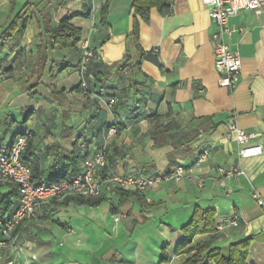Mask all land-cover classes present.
<instances>
[{"label":"crops","instance_id":"1","mask_svg":"<svg viewBox=\"0 0 264 264\" xmlns=\"http://www.w3.org/2000/svg\"><path fill=\"white\" fill-rule=\"evenodd\" d=\"M104 2L0 0V32L26 3L32 11L24 32L3 56L0 151H8L18 133L29 129L38 165L32 181L42 184L71 155L77 157L80 171L85 154L78 144L85 142L86 152L92 154L103 145L106 131L114 129L106 141L111 172L144 175L168 171L181 162L200 174L205 184L198 188L187 180L164 182L143 193L117 189L109 198L102 194L87 202H77V197L51 202L37 218L19 226L24 248L9 246L8 237L0 234L8 244L0 248V264H158L162 253L167 259L161 264H182L193 252L187 248L211 237L198 234L175 252L183 238L181 227L195 207L213 209L215 222L233 210L238 225L215 231L211 245L225 255L230 243L251 236L246 264H264V7L241 10L228 20L229 27L236 29L229 44L238 47L241 59L237 84L230 90L217 82L211 41L215 27L201 0H166L168 10L151 9L149 21L139 22L138 46L129 37L132 0H108L105 23H101ZM69 15V23L80 29L81 40L72 50L50 48L44 23L54 26ZM80 42L93 53L87 62L112 65L101 89L86 77L85 95L77 87L80 78L75 68L82 59ZM40 53L45 58L38 62ZM128 59L132 66L117 73L116 65ZM231 119L256 134L261 154L239 157L238 145L224 139ZM156 122L165 128L164 144L159 146L151 136ZM205 151L206 159L197 165ZM217 166L242 172L223 177L214 171ZM11 186L15 185L0 183V193ZM255 192L263 204L256 203ZM103 200L109 202V220L97 241L55 218L70 203L97 207ZM116 213L125 214L124 220L114 222ZM139 228L144 239L140 241L133 236ZM60 248L66 254L81 255L63 261L55 253Z\"/></svg>","mask_w":264,"mask_h":264},{"label":"built area","instance_id":"2","mask_svg":"<svg viewBox=\"0 0 264 264\" xmlns=\"http://www.w3.org/2000/svg\"><path fill=\"white\" fill-rule=\"evenodd\" d=\"M201 1L208 9V16L215 27L211 34V41L214 68L218 74V85L231 90L236 86L239 78L241 59L238 47H231L229 44V38L236 29L229 27L228 20L241 10L260 11L264 7V0ZM80 48L83 50L82 59L76 70L80 78L78 84L81 94L85 95L88 91V85L84 72L87 59L91 53L84 42H80ZM4 74L2 71L0 72V79L4 77ZM114 132V129L106 131L103 145L92 154L86 152V143L80 142L78 147L85 154L81 170L69 179L52 183L39 184L33 182L31 168L21 156L28 139L32 137L29 129H25L15 137L8 151H0V183L14 184L17 188L13 211L5 217H0V234L2 237H8L9 246L15 245L19 226L37 218L40 210L54 201L63 202L68 197L92 199L102 194L109 198L110 193L117 189L143 193L148 188L164 182L180 184L187 180L198 188L204 186L205 179L200 174L193 173L190 167L181 162L176 163L168 171L144 175H121L111 172L108 166L106 141ZM255 136L254 132H246L238 127L233 119L226 123L224 139L227 142L234 141L238 145V155L241 158L261 154L262 146L259 142L254 141ZM206 157L207 151L198 156L196 164L200 165ZM214 171L223 177H234L242 172L233 166L228 169L217 166L214 167ZM219 183L224 186V180ZM253 197L258 205L263 204L256 192L253 193ZM125 216L123 213L114 214L113 221L117 222ZM237 225V215L232 210L229 215L224 216L220 221H216L215 231L223 230L226 226L235 227ZM8 244L0 239V248ZM9 264L13 263L9 262Z\"/></svg>","mask_w":264,"mask_h":264},{"label":"trees","instance_id":"3","mask_svg":"<svg viewBox=\"0 0 264 264\" xmlns=\"http://www.w3.org/2000/svg\"><path fill=\"white\" fill-rule=\"evenodd\" d=\"M108 0H105L104 4L100 10V22L105 23V18L107 14ZM156 9L162 11L164 9H169L170 5L166 0H132L131 9L133 12L132 30L129 35L131 40L134 42L135 46H138V34H139V22H148L150 16V10ZM32 16V11L30 5L26 3L21 9H19L15 14L10 17L7 25L0 32V70L3 68V59L5 49L15 40H17L21 34L24 32L25 27ZM71 16L62 17L58 23L54 26H50L48 22L44 23V31L47 36V43L50 48L57 47L59 49L72 50L76 48L77 43L81 40L80 29L69 23ZM46 47L45 44L40 45V47ZM48 46V45H47ZM38 55V62H41L45 58L44 55ZM91 58H93V53H91ZM90 59V58H89ZM92 60V59H90ZM86 62V70L84 72V77H90L99 88H103L106 84L108 76L110 74V68L112 65H106L101 62L95 61ZM81 60L79 61V63ZM76 65V69L79 65ZM132 66L129 59L121 64L116 65L115 71L117 73L122 72ZM2 73H4L2 71ZM87 81V80H86ZM34 85H30L27 89H33ZM79 89V84L77 86ZM89 90V88H88ZM26 122V118L23 120ZM166 127V126H165ZM23 131L19 132L21 134ZM165 132V128L156 122L153 126L152 138L156 146L164 144L162 133ZM21 156L26 164L31 168V179L37 178V160L32 153V141L31 138L28 139ZM85 157V155H84ZM83 157V159H84ZM78 159L76 156H69L65 158V162L59 172L50 179L47 183L56 182L59 180L69 179L73 175L79 172L77 167ZM41 182V180H38ZM40 184V183H39ZM45 184V183H42ZM123 191H118V194L124 195ZM17 197V188L11 186L8 192L0 193V215L3 216L6 212L11 213L15 207V201ZM66 198L63 202L67 201ZM75 200L77 202H87L89 199H83L77 197ZM62 202V203H63ZM214 210L211 208H199L195 207L191 218L187 223L181 227L183 233V238L176 244L175 252L185 248L190 245L193 238L198 234H211L206 241L196 243L189 248L187 252L193 251L187 259L182 264H246V259L252 241V237H246L236 242L229 244L227 248V253L224 255L218 246H212V240L215 234V219ZM166 254L162 253L158 264L166 260Z\"/></svg>","mask_w":264,"mask_h":264},{"label":"rangeland","instance_id":"4","mask_svg":"<svg viewBox=\"0 0 264 264\" xmlns=\"http://www.w3.org/2000/svg\"><path fill=\"white\" fill-rule=\"evenodd\" d=\"M108 207L109 202L107 200H103L99 205H97V207H89L87 204L76 205L70 203L69 206L67 208L62 209L55 218H58L60 220L59 222H69L70 226H72L73 229L75 228L76 231L84 230L83 232L88 233L90 235L91 241H97L100 237H102V229H107V222L109 220L107 219V216H109ZM122 220H124V218ZM187 222L188 221H186L185 223ZM139 233L140 228L135 230L133 234L134 238L139 239L138 241L144 240L142 238L143 233L142 235ZM121 236L124 237L125 233H123ZM21 241L22 240L20 239V237L17 238V240L15 241V244L17 245L16 247L24 248L21 245ZM55 253L62 256L63 261L74 260L76 258H79V256L81 255V253L76 252L66 254L65 251H63L61 248L59 251H55ZM32 260L34 261V259Z\"/></svg>","mask_w":264,"mask_h":264}]
</instances>
